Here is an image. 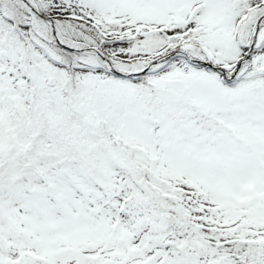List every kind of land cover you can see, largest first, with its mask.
Returning a JSON list of instances; mask_svg holds the SVG:
<instances>
[{"label": "snow or ice", "instance_id": "1", "mask_svg": "<svg viewBox=\"0 0 264 264\" xmlns=\"http://www.w3.org/2000/svg\"><path fill=\"white\" fill-rule=\"evenodd\" d=\"M0 264H264V0H0Z\"/></svg>", "mask_w": 264, "mask_h": 264}]
</instances>
